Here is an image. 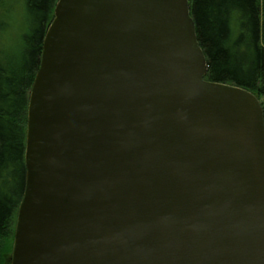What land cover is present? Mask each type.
Listing matches in <instances>:
<instances>
[{"label":"water","instance_id":"95a60500","mask_svg":"<svg viewBox=\"0 0 264 264\" xmlns=\"http://www.w3.org/2000/svg\"><path fill=\"white\" fill-rule=\"evenodd\" d=\"M206 70L188 0H57L9 264H264L262 106Z\"/></svg>","mask_w":264,"mask_h":264},{"label":"trees","instance_id":"16d2710c","mask_svg":"<svg viewBox=\"0 0 264 264\" xmlns=\"http://www.w3.org/2000/svg\"><path fill=\"white\" fill-rule=\"evenodd\" d=\"M13 35L10 5L0 0V264H9L17 209L25 189L29 92L57 0H21ZM205 80L244 88L264 104V0H188ZM16 29V28H15Z\"/></svg>","mask_w":264,"mask_h":264},{"label":"rangeland","instance_id":"374dc122","mask_svg":"<svg viewBox=\"0 0 264 264\" xmlns=\"http://www.w3.org/2000/svg\"><path fill=\"white\" fill-rule=\"evenodd\" d=\"M6 1L10 5L12 23L14 25L13 27H10L8 29L7 34L13 35L14 32L17 33L19 31H22L20 27H21V19L24 14L23 4L21 0H6ZM261 102L264 104V97L261 98Z\"/></svg>","mask_w":264,"mask_h":264}]
</instances>
